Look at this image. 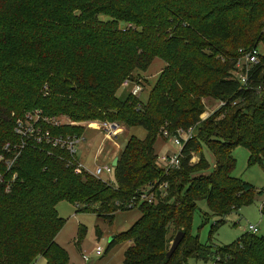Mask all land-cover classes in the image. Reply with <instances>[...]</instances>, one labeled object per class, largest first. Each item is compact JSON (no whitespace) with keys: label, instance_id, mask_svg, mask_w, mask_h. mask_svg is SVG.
Segmentation results:
<instances>
[{"label":"trees","instance_id":"16d2710c","mask_svg":"<svg viewBox=\"0 0 264 264\" xmlns=\"http://www.w3.org/2000/svg\"><path fill=\"white\" fill-rule=\"evenodd\" d=\"M260 45L264 0H0V264H33L39 256L69 264L56 242L65 224L57 210L63 200L110 221L117 211L140 210L111 241L110 247L131 242L122 264H183L191 257L264 264V234L218 245L191 233L199 200L226 216L259 193L233 175V150L242 145L250 166L264 164ZM252 50L259 61L243 84L234 70ZM156 58L166 65L147 101L133 93L121 99L124 83ZM204 97L225 104L202 119ZM34 112L143 126L147 135L128 139L109 181L78 170L76 153L53 142L80 137L84 126L44 122L40 139L19 134L18 120ZM189 128L192 137L184 140L181 132ZM175 137L183 143L180 164L167 171L155 144ZM224 222L212 226L211 237ZM179 231L184 238L168 257Z\"/></svg>","mask_w":264,"mask_h":264},{"label":"rangeland","instance_id":"374dc122","mask_svg":"<svg viewBox=\"0 0 264 264\" xmlns=\"http://www.w3.org/2000/svg\"><path fill=\"white\" fill-rule=\"evenodd\" d=\"M259 50L264 54L263 45L259 46ZM241 51L243 50L240 49L239 52L241 53ZM165 65V61L161 58H156L146 72L142 73L139 77L136 76V79L127 81L129 83L123 85L119 89L118 96L124 100L132 94L137 85H140L141 87H139L140 89L137 97L142 102H146L150 91ZM202 102L204 103L205 109L203 117L210 116L220 104L216 100L207 97L202 98ZM33 115H35L33 120L25 121L27 122V124H25L26 126L35 123L39 127L44 122L52 126H59L68 122L84 126L83 133L79 137L81 141L77 145L76 155L79 162L83 164L81 169L90 174H92L98 166L112 164L115 157L120 156L122 148L132 135L140 139H144L147 135V131L143 126L124 128L118 126L113 134L108 137L107 133L100 127L102 122L107 121L99 118L74 122L68 115L66 116V114L45 117L41 112H34ZM92 123L94 124L93 126L89 125ZM155 148L159 156L167 153L171 154L179 150V146H177L172 139L166 141L158 139ZM204 152L211 167H214V155L207 148L204 149ZM233 154L236 158V166L233 170V175L242 181L253 184L257 189L256 192L259 191V193L255 196V200L252 204L244 205L226 216L214 215L210 210L207 200H199L198 208L193 217L191 233L196 236L198 235L202 243H207L209 242V238H212L211 241L213 244H230L243 234L251 232L249 231L250 224L257 226V234H264V213L261 211L264 204V164L256 163L250 166L249 151L242 145L236 147L233 150ZM198 159V154H195L191 162L195 163ZM99 177L109 181L113 179V176H109L105 173L101 174ZM261 191L262 193H260ZM57 210L59 215L65 220V224L58 233L56 242L67 250L69 264L123 263L124 253L131 245V242H119L112 247H110V244L118 233L127 231L139 219L141 212L137 207L117 211L112 221L97 213L78 211V206L76 204H72L66 200L59 202ZM221 219H224L225 222L219 224L217 230L211 237L210 232L212 226ZM98 229L101 232L100 234L98 233ZM82 230H84L83 238H80ZM175 236L176 234H174V237ZM98 246L103 248L102 255H97L95 253ZM84 255L89 256V261L84 260ZM33 264H47V260L44 256H39ZM183 264H213V262L212 260L205 261L191 257Z\"/></svg>","mask_w":264,"mask_h":264},{"label":"built area","instance_id":"2783aa9c","mask_svg":"<svg viewBox=\"0 0 264 264\" xmlns=\"http://www.w3.org/2000/svg\"><path fill=\"white\" fill-rule=\"evenodd\" d=\"M258 61H259V54H258L257 50H252L251 52L246 53L244 59L239 60V62L237 63L236 68L234 70V76L236 78L240 79L243 84H245L247 82L248 72L250 71L251 67L253 65H255ZM128 83L129 82H125L124 85H127ZM139 87H141V86L137 85L135 87V89L133 90L132 93L134 95L139 94L138 93L139 89H140ZM217 102L220 103L218 107L225 104V102H223V101H217ZM35 115H36V113H35ZM35 115H29V116H27V119H25V120H18L17 132L19 134L35 135V138L37 137L38 139H40L38 134L41 132V130L37 131V128H39V127L36 126L35 123L31 124L30 126L25 125V124H27V122H25V121L33 120V117H35ZM208 116L203 117V115H202V119H206ZM89 125L93 126L94 124L92 123ZM100 127L103 128V130L107 133V136L110 137L113 134V132L115 131V129L118 127V125L112 124L110 122H102ZM193 131H194V128H189V130H187V131H182L180 136H181V138L186 140V139L192 137ZM44 136L49 137L50 136L49 132H46V134ZM80 141H81V139L79 137L78 138H72V139L71 138L63 139L62 137H58V138L54 139L53 142L55 145H61L62 147L67 148V150H69L70 152L77 154V145ZM173 141L177 146H179V150L175 151L174 153H171V154L167 153L165 155H161L158 158L159 165L167 171L170 170L172 167L178 166L180 164V149L183 146V143L177 137H175L173 139ZM82 167H83V164L79 162L78 163V170H82L81 169ZM103 173L108 174L109 176H113L114 166L112 164L104 165V166H98V167H96L95 171H93L92 174L99 177ZM143 197L148 199L147 195H143ZM249 231H251L252 233H256V232H258V228H257V226L250 224L249 225ZM95 253L97 255H102L103 254V248L101 246H98L96 248ZM83 258L85 261H89V256L84 255Z\"/></svg>","mask_w":264,"mask_h":264},{"label":"water","instance_id":"95a60500","mask_svg":"<svg viewBox=\"0 0 264 264\" xmlns=\"http://www.w3.org/2000/svg\"><path fill=\"white\" fill-rule=\"evenodd\" d=\"M118 160H119V156H116L115 157V159L113 160V162H112V164H113V166H117V164H118ZM184 232L183 231H179L177 234H176V236H175V238H174V240H173V242H172V245H171V248H170V250H169V252H168V257H171L172 256V254L176 251V249L178 248V246L180 245V243L182 242V240H183V238H184Z\"/></svg>","mask_w":264,"mask_h":264}]
</instances>
